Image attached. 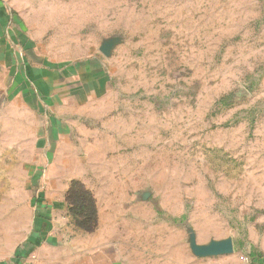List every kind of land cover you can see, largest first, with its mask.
<instances>
[{
  "label": "rangeland",
  "instance_id": "374dc122",
  "mask_svg": "<svg viewBox=\"0 0 264 264\" xmlns=\"http://www.w3.org/2000/svg\"><path fill=\"white\" fill-rule=\"evenodd\" d=\"M43 2L45 14H27L34 25L6 30L8 46L20 41V59L23 50L42 65L50 85L64 76L66 90L104 93L72 144L48 147V162L43 115L0 97L1 237L41 217L44 175L55 172L71 176L65 203L82 231L92 212L80 203L98 220L90 189L116 200L129 188L147 218L184 231L191 252L248 240L255 222L263 237L264 0Z\"/></svg>",
  "mask_w": 264,
  "mask_h": 264
},
{
  "label": "crops",
  "instance_id": "0c3cea01",
  "mask_svg": "<svg viewBox=\"0 0 264 264\" xmlns=\"http://www.w3.org/2000/svg\"><path fill=\"white\" fill-rule=\"evenodd\" d=\"M45 11L43 0H0V97H14L12 107L22 103L29 109L27 113L33 110L43 115L44 121L36 128L42 132L39 145L44 148L39 160L48 162V147L72 144L76 124L87 122L104 92L66 90L64 76L50 85L41 75L42 65L29 63L31 59L23 50L20 59L16 45L20 41L12 39L15 44L8 46L4 38L7 29L13 25L30 28L34 21L27 14ZM30 39L29 44L35 45L33 33ZM28 46L24 47L27 54ZM29 126L27 129L33 130ZM94 130L99 133L100 127ZM13 173H7L5 179L15 184ZM70 177L60 172L44 175L39 206L43 213L22 234L15 226L6 238L0 231V264H264V236L257 234L256 222L248 240L237 237L230 252L198 256L189 250L188 236L171 220L147 218L145 203L129 188H122L124 197L116 200L102 199L103 190L90 189L98 201L97 226L91 232L79 230L71 223L65 203ZM3 207L0 204V210Z\"/></svg>",
  "mask_w": 264,
  "mask_h": 264
},
{
  "label": "water",
  "instance_id": "95a60500",
  "mask_svg": "<svg viewBox=\"0 0 264 264\" xmlns=\"http://www.w3.org/2000/svg\"><path fill=\"white\" fill-rule=\"evenodd\" d=\"M232 250L231 241H214L205 247H194L193 252L198 256L203 255H216L220 253H227Z\"/></svg>",
  "mask_w": 264,
  "mask_h": 264
},
{
  "label": "trees",
  "instance_id": "16d2710c",
  "mask_svg": "<svg viewBox=\"0 0 264 264\" xmlns=\"http://www.w3.org/2000/svg\"><path fill=\"white\" fill-rule=\"evenodd\" d=\"M85 193L89 196V193L88 192L85 191ZM71 197L74 200H77L78 199L77 198V195H76V192H75V194H72ZM83 201H84V198L81 199V202H83ZM78 202H80V201L78 200ZM89 206H90L89 203L88 204H82V203H80L79 210L82 209V211H84L83 216H85V217H87L88 211L92 212V218H90V216H88L87 218H90L93 223H90L91 222L90 220H82V221H78V224H79V226H81L84 229H86V231L91 232L97 226V223H96L97 219L95 218V215L96 214L95 213L93 214V210H89ZM87 218H85V219H87Z\"/></svg>",
  "mask_w": 264,
  "mask_h": 264
}]
</instances>
